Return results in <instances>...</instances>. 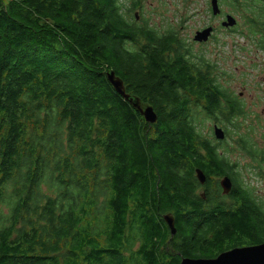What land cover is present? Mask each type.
Instances as JSON below:
<instances>
[{
	"label": "trees",
	"instance_id": "trees-1",
	"mask_svg": "<svg viewBox=\"0 0 264 264\" xmlns=\"http://www.w3.org/2000/svg\"><path fill=\"white\" fill-rule=\"evenodd\" d=\"M245 6L260 19L248 32H264V0ZM213 69L174 29L128 20L121 0H0V264H180L264 242V207L193 115L242 113Z\"/></svg>",
	"mask_w": 264,
	"mask_h": 264
},
{
	"label": "rangeland",
	"instance_id": "rangeland-1",
	"mask_svg": "<svg viewBox=\"0 0 264 264\" xmlns=\"http://www.w3.org/2000/svg\"><path fill=\"white\" fill-rule=\"evenodd\" d=\"M137 1L139 6L129 13L132 3ZM248 1L218 0L217 15L211 12L210 0H121V4L128 20L147 24L159 33L174 29L193 54L203 55L215 66L213 76L229 97L239 101L242 113L232 123L215 122L212 116L196 108L193 115L199 133L217 143L213 125L224 130L226 137L218 145V151L234 166L238 182L264 207V165L259 167L260 157L250 158L239 145L240 136H246L258 150L264 151V54L257 52L251 41L263 31L248 32L250 20L260 21L257 9L245 6ZM226 14L236 20L231 28L221 26ZM207 26L213 27L209 39L194 42L195 32ZM221 178L216 177L218 184ZM2 211L7 210L2 207Z\"/></svg>",
	"mask_w": 264,
	"mask_h": 264
},
{
	"label": "water",
	"instance_id": "water-1",
	"mask_svg": "<svg viewBox=\"0 0 264 264\" xmlns=\"http://www.w3.org/2000/svg\"><path fill=\"white\" fill-rule=\"evenodd\" d=\"M211 12L216 15L220 12L218 0H210ZM236 20L230 14L225 15V19L221 22V26L230 28L234 26ZM213 27L207 26L195 32L193 40L197 42H206L212 34ZM106 79L112 85L113 89L122 96L133 108H135L140 115L143 116L147 123H154L157 120V115L152 106L145 105L142 107L139 98L133 94H128L124 91L123 81L115 75L112 69L105 72ZM213 135L216 140H223L225 138L224 130L217 124L213 125ZM195 176L200 184L205 182L204 173L196 168ZM223 194H228L232 188V182L228 175L223 176L219 180ZM163 219L170 231V235L176 232L174 225V218L171 214L163 215ZM180 264H264V242L257 244H249L242 246H235L230 249L224 250L214 257H182Z\"/></svg>",
	"mask_w": 264,
	"mask_h": 264
},
{
	"label": "flooded vegetation",
	"instance_id": "flooded-vegetation-1",
	"mask_svg": "<svg viewBox=\"0 0 264 264\" xmlns=\"http://www.w3.org/2000/svg\"><path fill=\"white\" fill-rule=\"evenodd\" d=\"M264 21V20H263ZM252 41V46L255 48V50L261 51L264 54V32H259L256 37H253L251 39ZM210 63V62H209ZM210 65L215 68L213 64L210 63ZM217 79V78H216ZM124 86V84H123ZM124 91H125V86H124ZM126 92V91H125ZM127 93V92H126ZM129 94V93H128ZM131 95V94H130ZM140 118H143L142 115H140ZM173 236V235H172Z\"/></svg>",
	"mask_w": 264,
	"mask_h": 264
},
{
	"label": "bare ground",
	"instance_id": "bare-ground-1",
	"mask_svg": "<svg viewBox=\"0 0 264 264\" xmlns=\"http://www.w3.org/2000/svg\"><path fill=\"white\" fill-rule=\"evenodd\" d=\"M113 70V69H112ZM135 109V108H134ZM143 117V116H142ZM144 204V203H143ZM157 235V234H156ZM206 253V252H205ZM156 261V260H155Z\"/></svg>",
	"mask_w": 264,
	"mask_h": 264
}]
</instances>
